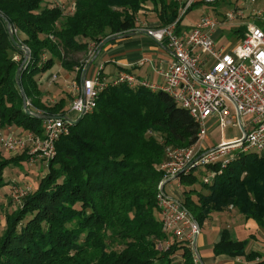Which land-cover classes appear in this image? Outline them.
I'll return each instance as SVG.
<instances>
[{"label": "trees", "instance_id": "obj_1", "mask_svg": "<svg viewBox=\"0 0 264 264\" xmlns=\"http://www.w3.org/2000/svg\"><path fill=\"white\" fill-rule=\"evenodd\" d=\"M61 1L65 8L54 0H0L1 129L15 125L43 137L46 120L25 112L23 94L33 112L57 116L67 114L69 95L45 101L39 73L58 62L82 75L92 46L138 29V13L146 5L161 24L174 21L180 7L179 0ZM199 3L205 2L188 11ZM8 23L29 49L22 89L15 73L24 52L11 41ZM235 31L242 37L244 28ZM76 53L82 55L79 60L73 58ZM66 128L36 188L3 214L0 264H195L185 241L162 245L168 237L155 215L163 176L156 164L167 146L198 140L199 125L189 112L162 90L109 84L98 92L93 111ZM14 160L19 161L0 158V185L2 166ZM210 166L221 171L209 183L199 181L193 170L179 175L181 201L192 218L201 226L211 212L233 207L264 228V153L238 152L226 166ZM245 246L246 240L223 228L213 253L264 264L256 260L259 252H246Z\"/></svg>", "mask_w": 264, "mask_h": 264}, {"label": "built area", "instance_id": "obj_2", "mask_svg": "<svg viewBox=\"0 0 264 264\" xmlns=\"http://www.w3.org/2000/svg\"><path fill=\"white\" fill-rule=\"evenodd\" d=\"M202 1L209 3L216 0H180L178 16L174 21L158 29L146 28L157 41L165 43L175 56V60L162 72V83L139 80L130 72H119L112 78H82L80 84L72 85L75 93L69 110L76 114L73 119L93 111L100 90L109 84L124 83L130 87L140 84L152 91L166 92L197 121L199 133L195 144L166 147L165 157L158 164V169L163 172L161 189L163 180L178 181L181 173L196 167H210L216 163L221 168L226 166L234 155L226 159L224 156L233 149L264 153V12L254 11L253 22L239 24L244 28L243 36L234 47L227 50L224 45L216 44L214 32L232 21L244 19V10L237 6L220 17L205 12L194 24L183 28L181 23L188 9L192 4ZM54 4L65 8L61 0H54ZM96 48L92 46L90 58ZM247 115L251 117L248 124L250 129L243 141H240L242 136L222 140L220 146L213 149L196 146L205 136L207 121L218 123L222 129L229 124H236L245 131L244 117ZM66 123L71 122L63 118L46 120L43 137L30 131L23 134L10 131L3 137L0 128V143L10 151H23L29 147L30 161H49L55 155V141L61 133L66 132ZM231 142L232 145L222 146ZM220 171L211 169L202 181L209 183ZM9 192L13 199L19 201L30 192V186L13 182ZM157 207L162 231L168 237L164 241L166 246L174 241H185L191 246L194 233L197 230L199 232V228L181 199L160 190Z\"/></svg>", "mask_w": 264, "mask_h": 264}, {"label": "crops", "instance_id": "obj_3", "mask_svg": "<svg viewBox=\"0 0 264 264\" xmlns=\"http://www.w3.org/2000/svg\"><path fill=\"white\" fill-rule=\"evenodd\" d=\"M202 13L205 12L202 11L199 13L197 19ZM160 24L161 21L157 17L152 6L148 4L138 13V29L136 30L153 28ZM181 25L183 28L187 29L191 24L184 23V20H182ZM240 27L239 25L236 26L234 31ZM223 33V28H218L214 32V39L217 45H225ZM174 60V54L165 43L160 44L147 34L140 33L129 37L118 38L107 43L89 67L86 77L94 78L100 75L101 77L112 78L119 72H130L139 80L147 79L150 82L160 84L163 82L162 72ZM82 75L78 68L70 71L63 68L60 63H54L51 68L37 75L39 88L43 91V99L47 102L50 100L49 102H51L61 96L66 97L67 95H69V97H66L67 100L72 99L75 93V89L72 85L74 83L80 84ZM69 78H72L70 83V88L72 89L71 94L64 89L65 87L59 84V81L62 79L67 80ZM24 132H26V130H23V133ZM171 181L172 180L168 181L166 184H170ZM177 187H180L179 184ZM168 195L180 199V197H182L181 188ZM226 217H233V219L237 218L239 220L237 221L238 228H230L232 238L246 240L245 251L249 252L253 250L259 252L260 255L256 260H264L262 253L255 247H252L250 240V238H253L256 241H264V228L258 226L254 220L246 219L243 215L238 213L236 208L229 207L222 211L211 212L202 223L206 226V229L203 233L200 232L198 234L197 248L199 254L201 253L200 257L203 264H252L255 262V260L246 262L244 256L232 257L226 254L215 255L213 253V246L219 241L222 231V228L218 226V222H222ZM250 229H252L253 232L260 231L259 236L253 237L254 234L253 232H249ZM247 247H251V249L247 250Z\"/></svg>", "mask_w": 264, "mask_h": 264}, {"label": "rangeland", "instance_id": "obj_4", "mask_svg": "<svg viewBox=\"0 0 264 264\" xmlns=\"http://www.w3.org/2000/svg\"><path fill=\"white\" fill-rule=\"evenodd\" d=\"M237 6L244 10V19L232 21L225 26L224 25L221 26V28L224 29V33H223L224 38H225L224 47L228 50L234 47L240 40L239 33L234 31L236 26H238L240 23L253 22L254 20L252 17V13L254 11L262 10L264 12V0H216L214 2H209V3H199L195 5L193 8H191L189 11H187L183 20H184V23L192 25L197 21V17L199 16V13H201L202 11L208 12L209 14L213 16L217 15L220 17L221 14H225ZM163 25H166V24H160L159 26L153 27V28L151 27L150 29H158ZM81 57L82 55L79 53H76L73 56V58H76L77 60H79ZM14 59H18L17 56H14ZM71 79L72 78H69L67 80L62 79L61 81H59V84L65 87L64 89L69 94H71L72 92V89L70 88ZM72 99L66 100V108L69 109ZM66 115L71 118L76 116V114L72 112L71 110H68ZM250 118L251 117L249 115L244 117V120L246 123L245 132H247L250 129V126L248 125ZM10 131L15 134H23L22 128L12 125L10 126L9 129H1L2 136L6 137ZM243 135H244V131L236 124H229L224 129H222L218 123L207 121L205 136L202 137V139H200L199 143H197L196 146L201 147L202 149H206V148L213 149V148L218 147L219 142H221L222 140L241 138ZM28 151H29V147L25 148L23 151H19V150L10 151L4 148L0 143V158L8 159V158L18 157V160H19V161L17 160L10 161L2 166V184L0 185V231H2L4 228L3 214L6 212L12 211L17 206H19V203H20L18 202V200L13 199L12 196L10 195V192H9L10 184L13 182H16L20 185H29L30 191H33L36 188L35 185H37V182L39 181V179L48 170V160L30 161V155L28 154ZM238 152H241V148L233 149L232 152L227 153L224 156V158L225 159L229 158ZM158 164L159 163L156 164L157 168H158ZM211 169H214V168H212L211 166L209 167V166L203 165V166L194 168L193 172L197 175L198 180L202 181L203 177L207 175ZM162 179H163V176L160 179V181ZM160 181H158L157 183L156 197L158 195V192H160V190L165 191L166 194H171V192L174 193L175 190H178L179 188H181L182 197H180V199L181 200L183 199V185L180 184L179 178H178V181L172 180L170 184H166L168 181H170L169 179L163 180L162 189L160 188L161 186ZM178 184L180 187H177ZM195 186L199 188V183H196ZM155 215L157 217H160V212L158 209L155 210ZM237 221H239L237 218L233 219V217H230V218L226 217L225 219L222 220V222H218V226L222 229L227 228L229 230L230 228H238ZM205 229H206V226L202 224L201 226H199V233L200 232L203 233ZM249 232H253V230L250 229ZM259 232L260 231L253 232L254 234L253 237H258ZM250 240H251L252 247H255L256 249H258L264 256V241L262 240L256 241L253 238H250ZM162 245H166V243L164 242ZM112 247H114V244L112 245ZM250 249L251 247H247V250H250ZM194 263L197 264L195 260V256H194Z\"/></svg>", "mask_w": 264, "mask_h": 264}, {"label": "water", "instance_id": "obj_5", "mask_svg": "<svg viewBox=\"0 0 264 264\" xmlns=\"http://www.w3.org/2000/svg\"><path fill=\"white\" fill-rule=\"evenodd\" d=\"M7 31H8V34H9V37L11 39V41L13 42V44L22 49L23 52H24V57L22 59V61L20 62L18 68H17V71L15 73V81L16 83L18 84V86L21 88V83H20V74H21V71L22 69H24L28 63V60H29V49L27 48V46L23 45V44H20L17 40H16V37H15V33H14V30L13 28L11 27V25L8 23L7 24ZM140 33H145L147 34L148 36H150L153 40H155L156 42L160 43V44H163L162 42L160 41H157L152 35L151 33H149L146 29H141V30H134V31H128L126 33H123V34H119V35H113V36H110V37H107L105 39H103L101 41V43L98 45L97 49L95 50L94 54L92 55V57L90 58V60L88 61V63L86 64L85 68H84V71H83V75H82V78H86V75H87V72H88V69L89 67L91 66V64L93 63V61L96 59V57L98 56L99 52L101 51V49L110 41H113L115 39H118V38H123V37H129V36H133V35H136V34H140ZM23 94V93H22ZM23 107H24V110L26 113H30V114H34L36 115L37 117L39 118H42L44 120H52V119H56V118H63L67 121H70L72 123H75L77 122V120L82 116V115H79L78 117L76 118H71L67 115H63V116H57V115H48V114H44V113H35L33 112L29 107H28V102L23 94ZM243 130V128H241ZM244 131V130H243ZM245 134L246 132L244 131V135L242 137V139L240 141H243L244 137H245ZM233 143H225L223 144L222 146H228V145H232ZM220 146V145H219ZM171 180V179H169ZM196 222V221H195ZM196 225L197 227L199 228V224L196 222ZM198 230L194 233V236H193V240H192V250H193V254L195 256V258L198 260V262L200 264H203L202 262V259L200 257V254H199V251H198V248H197V238H198Z\"/></svg>", "mask_w": 264, "mask_h": 264}]
</instances>
